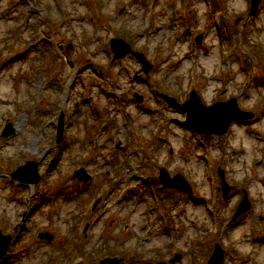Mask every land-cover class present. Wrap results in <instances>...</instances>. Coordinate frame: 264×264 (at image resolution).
<instances>
[{
  "label": "rangeland",
  "instance_id": "374dc122",
  "mask_svg": "<svg viewBox=\"0 0 264 264\" xmlns=\"http://www.w3.org/2000/svg\"><path fill=\"white\" fill-rule=\"evenodd\" d=\"M215 1L0 0V231L11 235L0 264H143L175 253L171 264H207L215 243L223 264H264V0L251 17L250 0ZM112 37L152 63L148 81L133 78V58L112 61ZM192 90L205 106L236 98L254 119L196 136L156 96L184 102ZM7 122L14 133L3 137ZM29 160L39 183L9 178ZM161 168L194 197L159 190ZM76 169L92 180L80 183ZM218 169L233 187L226 198ZM242 190L250 209L231 226Z\"/></svg>",
  "mask_w": 264,
  "mask_h": 264
},
{
  "label": "water",
  "instance_id": "95a60500",
  "mask_svg": "<svg viewBox=\"0 0 264 264\" xmlns=\"http://www.w3.org/2000/svg\"><path fill=\"white\" fill-rule=\"evenodd\" d=\"M260 1L261 0H250V9L248 12L249 16L256 14ZM239 21L240 18H237L235 23L237 24ZM201 38L202 37L200 35H197L195 37V42L199 44L201 42ZM67 47L68 49H71V45H68ZM109 48L113 54L112 61L122 60L126 56L134 58L141 66L137 74L142 72L145 75H148L152 69V64L146 59L145 55L141 52L134 51L123 39L111 38L109 41ZM158 96L167 104L168 107L185 115L184 121L181 122L175 120V122L180 126L193 131L195 134H213L216 136H221L227 132L230 124L233 122L245 121L253 119L254 117L252 113L239 109L236 98H230L226 101H218L210 106H205L202 104L195 90L190 91L188 99L183 103L177 102L174 97L168 96L164 93H158ZM133 97L136 99L138 104L142 103L143 97L141 95L134 94ZM63 127V116L61 113L57 122L56 143H58L62 137ZM13 133L14 129L12 124L7 123L4 126L1 134L4 137H7ZM217 173L220 179V190L222 192V197L226 198L233 187L227 184L224 178V172L221 169H218ZM73 176L81 182H87L91 180V176L85 172L84 169L74 171ZM10 177L17 180L19 183H25L29 185L38 183L40 177L37 171V163L35 161H27L24 165L19 166L15 171H13ZM158 179L161 185L165 188L175 189L178 192L188 195L192 194L191 186L181 174L170 176L166 169L161 168L159 170ZM242 195L243 196L239 201L230 222L236 221L240 215L245 214L250 209V201L248 200L247 192L243 190ZM96 204L97 203H95V205ZM86 228L87 226L85 229ZM38 237L40 239H45L48 242L52 241L53 239V236L49 233H39ZM10 239V235H3L0 231V260L4 258L7 253ZM223 257L224 251L219 244H215L207 264H223ZM180 258L181 256L176 254L169 260V263L178 262ZM119 262L120 259L118 258L106 257L96 264H118ZM144 264L166 263L157 262Z\"/></svg>",
  "mask_w": 264,
  "mask_h": 264
},
{
  "label": "flooded vegetation",
  "instance_id": "af4514ba",
  "mask_svg": "<svg viewBox=\"0 0 264 264\" xmlns=\"http://www.w3.org/2000/svg\"><path fill=\"white\" fill-rule=\"evenodd\" d=\"M142 77H140L139 79H141ZM217 190L219 191V187L217 188ZM178 193H180V192H178ZM182 195H184V194H182ZM187 196V195H186ZM185 197V196H184ZM189 197V196H188ZM247 214H243L242 215V217H244V216H246ZM242 217L240 218V220H242ZM258 219H259V221L260 222H264V217L262 216V215H259L258 216ZM231 226H235V225H237V223L235 222V223H233V224H230ZM41 241H43V240H41ZM44 242H46V241H44ZM52 242H54V240L52 241ZM52 242H49V243H52ZM47 243V242H46Z\"/></svg>",
  "mask_w": 264,
  "mask_h": 264
},
{
  "label": "trees",
  "instance_id": "16d2710c",
  "mask_svg": "<svg viewBox=\"0 0 264 264\" xmlns=\"http://www.w3.org/2000/svg\"><path fill=\"white\" fill-rule=\"evenodd\" d=\"M211 4H212V8L214 9V7H216V1L215 0H211Z\"/></svg>",
  "mask_w": 264,
  "mask_h": 264
}]
</instances>
